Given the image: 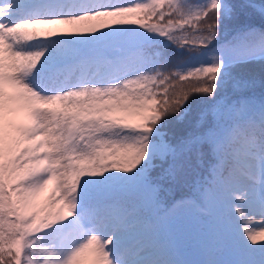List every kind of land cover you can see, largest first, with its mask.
Here are the masks:
<instances>
[{"label":"snow or ice","instance_id":"obj_1","mask_svg":"<svg viewBox=\"0 0 264 264\" xmlns=\"http://www.w3.org/2000/svg\"><path fill=\"white\" fill-rule=\"evenodd\" d=\"M257 63L264 0H0V264H264Z\"/></svg>","mask_w":264,"mask_h":264},{"label":"trees","instance_id":"obj_2","mask_svg":"<svg viewBox=\"0 0 264 264\" xmlns=\"http://www.w3.org/2000/svg\"><path fill=\"white\" fill-rule=\"evenodd\" d=\"M233 25H229V32H231ZM230 38V36H229ZM238 71L245 76H253L255 83L249 89V93H254L256 96H259L262 92H264V87L261 85V70L259 63L255 64L252 69H238ZM210 159L207 154L204 157V163L198 164L195 159L191 161L190 167L187 169L186 174H182L177 181H165V187L171 189V193L165 196V199L171 204L173 199H180V196H188L191 195L194 191L193 184L195 181L200 178H207L208 175V165L210 164ZM158 171V170H157ZM180 194V196L177 195ZM186 203L190 204L191 201H186ZM190 206H186L183 209L178 210L179 213H189ZM180 219V216L178 217ZM181 221V219H180Z\"/></svg>","mask_w":264,"mask_h":264},{"label":"rangeland","instance_id":"obj_3","mask_svg":"<svg viewBox=\"0 0 264 264\" xmlns=\"http://www.w3.org/2000/svg\"><path fill=\"white\" fill-rule=\"evenodd\" d=\"M189 210L190 212L188 214H182L179 213V211H176V214L174 216H171L167 221H165V223L167 224V231L169 233L178 236H184L185 238H190L191 236H195L199 232L207 230V225L210 218L201 214L198 209L189 207ZM178 216H180L181 221L177 219ZM254 219L256 221H259L261 217L256 216ZM142 242V233L138 228H134L129 234V243L133 246H136ZM185 250H187V248Z\"/></svg>","mask_w":264,"mask_h":264},{"label":"water","instance_id":"obj_4","mask_svg":"<svg viewBox=\"0 0 264 264\" xmlns=\"http://www.w3.org/2000/svg\"><path fill=\"white\" fill-rule=\"evenodd\" d=\"M185 252H186V255H187L188 258H194V256L192 255L190 249L186 250Z\"/></svg>","mask_w":264,"mask_h":264},{"label":"bare ground","instance_id":"obj_5","mask_svg":"<svg viewBox=\"0 0 264 264\" xmlns=\"http://www.w3.org/2000/svg\"><path fill=\"white\" fill-rule=\"evenodd\" d=\"M188 229H189V228H188ZM188 232H189V231H188ZM188 232H187V233H188Z\"/></svg>","mask_w":264,"mask_h":264}]
</instances>
